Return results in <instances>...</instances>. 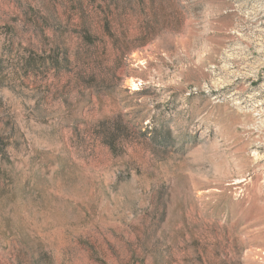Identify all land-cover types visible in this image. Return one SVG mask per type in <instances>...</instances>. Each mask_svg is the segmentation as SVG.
Instances as JSON below:
<instances>
[{
	"label": "rangeland",
	"instance_id": "374dc122",
	"mask_svg": "<svg viewBox=\"0 0 264 264\" xmlns=\"http://www.w3.org/2000/svg\"><path fill=\"white\" fill-rule=\"evenodd\" d=\"M0 264H264V0H0Z\"/></svg>",
	"mask_w": 264,
	"mask_h": 264
},
{
	"label": "trees",
	"instance_id": "16d2710c",
	"mask_svg": "<svg viewBox=\"0 0 264 264\" xmlns=\"http://www.w3.org/2000/svg\"><path fill=\"white\" fill-rule=\"evenodd\" d=\"M99 135L102 137L103 142L112 149V141L114 138V134L111 132V128H103V130L98 132Z\"/></svg>",
	"mask_w": 264,
	"mask_h": 264
}]
</instances>
